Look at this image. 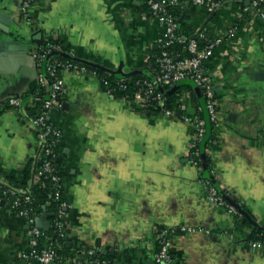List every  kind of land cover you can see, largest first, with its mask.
<instances>
[{
	"label": "crops",
	"instance_id": "crops-1",
	"mask_svg": "<svg viewBox=\"0 0 264 264\" xmlns=\"http://www.w3.org/2000/svg\"><path fill=\"white\" fill-rule=\"evenodd\" d=\"M143 1L36 0L25 17L21 0H0V11L12 16L17 34L7 39L34 51L40 41H56L81 62L125 77L161 33L142 10ZM15 58L0 85L1 184L6 177L20 179L39 157L30 110L25 103L21 108L8 103L39 88L37 66L30 51L23 60ZM214 61L209 73L220 126L217 141L208 147L211 168L224 195L254 222L208 200L189 157L195 127L180 114L138 108L112 95L91 71H62V106L50 120L64 131L59 157L67 171L65 264H90L87 251L95 247H102L114 264H156V237L162 230H168L173 264H264V245L253 246L249 237L252 225L264 229L263 25L248 21L235 42L217 48ZM186 97L182 114L192 118L197 103L191 94ZM31 238L20 212L1 205L0 264H15Z\"/></svg>",
	"mask_w": 264,
	"mask_h": 264
},
{
	"label": "built area",
	"instance_id": "built-area-1",
	"mask_svg": "<svg viewBox=\"0 0 264 264\" xmlns=\"http://www.w3.org/2000/svg\"><path fill=\"white\" fill-rule=\"evenodd\" d=\"M36 0H21V11L28 17V10ZM193 3L203 5L205 0H192ZM244 1V0H239ZM248 1V0H246ZM248 9L250 6H258L264 3V0H249ZM180 0H147L154 17L157 19L158 24L163 28L162 33L157 38V43L161 47V52L156 59V67H152L149 73V78L141 82V87L136 92L135 100L143 108H148L150 105L157 104L162 107V113L171 116L175 115L176 110L164 107L167 100L166 87L175 88L178 83L182 81H190L193 83L195 90L199 89L198 97L202 99L201 104H196V113L194 117L190 118L186 114H181L184 121L190 122L195 127V138L190 146V151H193L195 157H191V161L198 167L200 173V180L202 181L207 198L210 202L215 203L224 208H229L232 212L239 211L235 205L228 201L226 195L220 193L218 187L207 178L201 177V172L208 170L198 162V156H205L202 153L200 145L207 134L208 124H213L217 131L220 126L217 103L215 99V85L209 71L204 66V61L213 54L215 46L223 42V37L218 36L209 41L203 47H200V41L194 38L187 40L178 32L179 22L176 14L170 7L177 5ZM207 5L212 11L216 6V2H208ZM260 16L264 18V11L260 12ZM235 29H230V36L233 35ZM205 37L204 33H200V39ZM188 41V42H187ZM185 43L184 50L188 56H175L167 47L176 43ZM56 52H64L70 59L60 61L56 60ZM37 66V80L40 86H46L49 91L48 98L42 103L39 112L31 116L32 125L35 127L40 140V147L38 153L37 163L39 164L38 171L35 177L37 180L41 178L49 179L55 189L56 195L60 196L64 190V182L58 173L56 159L58 158L57 148L64 138L63 129L51 122L50 114L62 106L61 98L64 93V80L61 77L62 71H80L89 72L87 66L75 62L73 59L74 53L63 50L60 43L47 41L46 44H39L38 48L34 51L33 56ZM44 59L54 60L47 65L46 70L41 69V64ZM50 80V81H49ZM105 84V83H104ZM107 84V82H106ZM105 84V85H106ZM109 90V89H108ZM110 92V91H109ZM8 103L10 106L21 108L25 101L22 96H12L9 98ZM204 160V159H202ZM211 174L215 176L213 170ZM5 193H8L6 190ZM14 199L9 209L18 211L25 218L26 223L30 226L32 238L28 249L23 250L19 256L29 262L35 264H58L57 260L59 254L54 246L40 247L38 236L41 233V228L36 224V217L32 215L31 211L27 208L19 209L21 204L20 197L16 196L13 191ZM25 202L31 200L30 195L23 197ZM4 205L0 200V206ZM59 210V219L56 224L60 225V217L65 215L68 204L62 202ZM183 231L209 232L204 227L181 226ZM61 236L65 233L61 231ZM158 250L155 253L154 260L156 264H173V259L170 252L171 242L168 238V230H162L157 234ZM252 245L262 246L263 240H254ZM87 253L90 256V264H114L111 259L104 257V249L102 247H95L88 249Z\"/></svg>",
	"mask_w": 264,
	"mask_h": 264
},
{
	"label": "trees",
	"instance_id": "trees-1",
	"mask_svg": "<svg viewBox=\"0 0 264 264\" xmlns=\"http://www.w3.org/2000/svg\"><path fill=\"white\" fill-rule=\"evenodd\" d=\"M208 2H216L217 6L211 11L209 9V6L207 5ZM228 6H231V8L229 9ZM248 6L249 5L246 0H205L203 5L195 4L192 0H180L177 5L170 7V9L178 17L179 34L186 37L187 40L192 38V36H195L196 39L200 41V47H203L204 45L209 43V41L215 39L218 36L223 37V42L215 46L212 56L204 61V66L209 71L215 64L214 60L217 56V48L226 42H235L238 39L240 29L244 24H246L250 20L255 21L257 24L258 21V23L263 25L264 28V23L261 22V19L263 18L260 16V12L264 11V3H261L258 6H250L248 9H246V7ZM142 10L151 15L158 23L149 4L147 3V0L143 1ZM212 12H215L213 18L206 25L202 26ZM230 29H235L234 34L231 36L229 33ZM162 31L163 28L161 27V33ZM200 33H204L205 37L203 39H200ZM46 42L47 41H40L39 44H46ZM187 42H176L168 46L167 48L175 56H188L189 53L184 50V46L187 44ZM60 44L63 46V50L71 52V49H69L65 44ZM160 52L161 47L156 41L154 47L151 50L147 51L145 54H142L139 57V60L136 64L137 68L132 72V74L125 77L108 73L106 70L89 63H83L77 60H75V62L87 66V68L91 72L95 73L103 83L106 84L107 82L106 86L112 95L125 97L131 100L136 104L138 108L159 113L162 112V107L157 104H153L148 108H143L136 102L135 95L141 87V82L149 78L148 72L151 71L153 66L156 67V59L159 56ZM56 53H58V55L55 57L56 60L64 61L70 59L67 55L64 54V52ZM52 61L54 60L44 59L41 64V69L43 71L46 70L47 65ZM165 89L167 100L164 104V107L176 110L177 114L181 115L183 113V105L185 99L187 98V93L193 96V99H195V102L197 104L202 103V99L198 97V94L195 91V87L190 81L185 80L178 83L175 88L166 87ZM49 94L50 93L46 86H39L38 89L32 90L31 92L23 95L22 98L25 101V105L30 110L31 114L36 115L39 112L42 103L48 98ZM31 97L32 100L29 101ZM216 133L217 131L215 129V126L211 123L208 124L207 134L200 145L202 153H205V156H198L197 159L200 165H203L202 159L205 158L209 167L208 170H204L201 172V177L203 179H210L218 187L220 193L225 194L226 192L222 190L216 182V177L211 174L212 168L211 159L209 158L210 155L208 153V147L217 141ZM62 142L57 148L58 158L60 155ZM189 157L190 159L191 157H195L193 151L189 152ZM58 158L56 159V165L58 168V173L62 178V182H64L67 171L63 169ZM38 168V163L35 167L31 164L25 169L20 179L6 177L7 182L5 184L0 183V200L6 207L10 208L14 199L12 192L15 191L16 196L20 197L21 199V204L18 207L19 209L27 208L36 218L38 216H41L44 212L54 214L50 217L49 227L47 229L41 228V233L38 236V242L39 246L42 248L47 246H54L59 254L57 260L58 264H65L63 258L61 257L62 246L65 245V236H61L60 233L61 231L64 232V223L66 218L65 216L60 217V225L56 224V220L59 219V210L62 207V202H66L68 204V198L65 194V190L62 191L60 196H57L54 186L49 179L43 177L35 181V175L38 171ZM6 190L8 191V193H5ZM25 195H30L31 200L29 202L24 201L23 197ZM225 209L229 213H233L239 217H242L246 222H248L244 215H242L239 211L232 212L229 208ZM249 237L250 241L263 240L264 229L260 228L259 225H252V232ZM104 257L109 258L105 254ZM15 264L35 263L24 260L23 258H20V256H18L16 257Z\"/></svg>",
	"mask_w": 264,
	"mask_h": 264
},
{
	"label": "water",
	"instance_id": "water-1",
	"mask_svg": "<svg viewBox=\"0 0 264 264\" xmlns=\"http://www.w3.org/2000/svg\"><path fill=\"white\" fill-rule=\"evenodd\" d=\"M247 3H249L250 1H246ZM215 15V12H212L209 17L205 20V22L203 23L202 26H204L210 19L213 18V16ZM12 23H13V19L12 16L9 14H5L3 11H0V85L3 84L6 81V75L9 73V69H8V63H10L11 60H13L16 55H18V57H16L15 59H17V61L23 60V57L26 56V53H28V51L31 52L32 56H33V49L32 48H28L25 46H21L19 44L18 41L15 40H10L7 39L8 36H15L17 35L13 29H12ZM19 36V35H18ZM39 35L38 37H36L35 39L38 40L40 39ZM195 36H192V38H194ZM54 57V56H52ZM74 60L77 61H82L81 59L77 58V57H73ZM91 65H94L96 67H100L96 64H93L90 62ZM196 91L199 93V89H196ZM66 106V103L64 104ZM59 161H61V158H58ZM204 167L207 168V161L204 158ZM226 198L228 199L229 202H231L233 205H235V207L239 210V212L241 214H243L244 216L248 217L251 221L254 222V220L250 217V215L248 213H246L245 210H243L241 208V206L237 203H235L234 201L230 200V198L228 196H226ZM54 214L52 213H44L41 216H38L36 219V224L38 227L40 228H45L47 229L49 227V223L47 218L53 216ZM148 264H153L152 261H149Z\"/></svg>",
	"mask_w": 264,
	"mask_h": 264
}]
</instances>
